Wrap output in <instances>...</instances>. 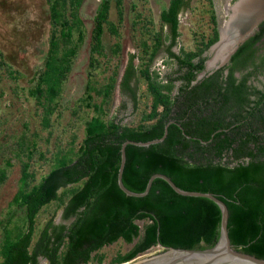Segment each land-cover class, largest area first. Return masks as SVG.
<instances>
[{"label":"trees","instance_id":"obj_1","mask_svg":"<svg viewBox=\"0 0 264 264\" xmlns=\"http://www.w3.org/2000/svg\"><path fill=\"white\" fill-rule=\"evenodd\" d=\"M44 1L50 27L43 63L29 87L17 83L13 89L34 100L38 126L32 130L24 122L11 156L0 165V186L13 159L21 165L18 190L0 215V264H123L162 246H214L222 210L212 199L181 195L163 178H156L143 197L126 194L118 184L122 144L160 138L171 120L164 141L127 146L124 184L142 192L153 174L164 173L185 190L216 194L230 210L233 246L264 258V85L251 82L264 73V52L257 46L264 22L228 64L209 72L206 52L220 39L214 0H170L158 21L150 0H101L90 30L82 14L84 0ZM127 1L136 50L122 75ZM188 10L198 20L193 45L176 52L181 15ZM86 44L84 94L74 104H63ZM163 49L175 67L165 76L153 69ZM14 61L13 52L0 54V98L6 77L24 76ZM134 81L144 86L141 94ZM119 86L134 101L138 119L131 123L110 118ZM62 109L83 122L82 139L75 131L66 142L56 137ZM55 137L53 148H43L42 141ZM36 156L50 166L40 178ZM44 211L50 217L42 223ZM60 211L73 221L56 223ZM119 240L132 247L104 250Z\"/></svg>","mask_w":264,"mask_h":264},{"label":"rangeland","instance_id":"obj_2","mask_svg":"<svg viewBox=\"0 0 264 264\" xmlns=\"http://www.w3.org/2000/svg\"><path fill=\"white\" fill-rule=\"evenodd\" d=\"M101 0H84L82 7V14L85 22L89 28L92 27V20L97 11ZM170 0H150V5L155 13L157 21L163 8L169 4ZM221 31L224 28H229L233 9L242 0H214ZM130 1H127V25L125 29V40L123 49L122 61V75L126 64L130 58L131 53L135 52L136 48L132 39V28L130 23ZM115 9L113 10V18L115 19ZM198 20L191 11H186L181 15V37L179 43L174 47L176 52L180 51L181 46L193 45V30L196 27ZM260 23V22H259ZM257 23V25L259 24ZM49 13L44 0H0V54L7 55L13 52L17 59L15 68L20 69L24 76L20 77L18 81L6 77L1 85L5 91L4 97L0 98V165H2L7 157L11 156V150L15 148V142L18 141L17 136L24 129V122H30V129L34 130L38 126L37 120V106L33 99H26V92L22 91L16 95L14 87L18 83L23 87H29L32 82L34 71L42 65L45 53L48 48L49 37ZM256 27V26H255ZM167 30V28H165ZM255 28L253 27V31ZM252 31V32H253ZM106 42L110 46V40L107 37ZM219 48L216 50H208L206 55L207 70L213 71L222 65V60L216 59L218 57ZM224 52V49H222ZM216 54V55H215ZM226 54V53H225ZM89 45L86 44L82 48L80 55L76 61L75 68L67 83L65 95L63 97V104L75 101L83 96L85 85L87 82V67H88ZM174 63L167 56L163 49L156 57L153 69L165 76L166 73L172 72ZM137 88L138 94L144 91V86H140L133 82ZM62 116L58 118L54 126V133L60 136L63 141L70 139L73 131L77 132L79 140L84 136L83 122L72 117L71 111L66 109ZM110 118H114L123 124L131 123L138 119L134 107V101L128 92L122 90L119 86L116 90L112 111ZM74 125V127H73ZM44 135L48 133L44 131ZM16 135L15 137H12ZM56 137L51 140V143L41 142L43 148L54 147ZM14 165L9 170V177L6 182L0 186V215H3L14 197L19 187V178L21 176V165L16 158L13 159ZM34 168L38 173V178L43 173L48 172L50 166L48 162L40 160L37 156L34 158ZM61 211L56 215V221L61 222ZM50 217V212H43L40 221L43 223ZM141 225L142 221L139 222ZM132 247V244L126 243L123 240L106 247L104 250L114 253L118 250L127 251ZM160 247L154 248L146 254L157 252ZM144 254V255H146ZM45 262V261H43Z\"/></svg>","mask_w":264,"mask_h":264},{"label":"water","instance_id":"obj_3","mask_svg":"<svg viewBox=\"0 0 264 264\" xmlns=\"http://www.w3.org/2000/svg\"><path fill=\"white\" fill-rule=\"evenodd\" d=\"M264 19V15L257 19L254 25L246 30L244 33L240 31V35L238 40L232 45L234 48L229 53V55L225 56L222 60L223 63L229 61L231 55L239 48L241 42L245 40L248 35L251 34L253 27L257 25L260 21ZM225 31V30H224ZM223 33L220 30V39L214 45L210 47L209 50L218 49L223 43ZM222 63V64H223ZM201 74L200 76H202ZM174 121L171 120L165 126L164 135L160 138H156L149 141H135V140H126L121 147V165L118 172V184L120 188L130 196L143 197L146 196L153 185V181L156 178L165 179L172 188L179 194L185 196H195V197H207L215 201L222 210V219L220 226V237L218 242L212 247L205 248H178V247H164L162 245V250L141 255L127 263L123 264H264V258L258 257L256 255L244 252L242 250L236 249L231 241V237L229 234V218H230V210L227 203L222 200L216 194L211 192H203V191H192L185 190L179 187L168 175L164 173H155L153 174L146 186V189L142 192H136L129 189L123 182V173L127 160V151L126 148L129 144H134L137 146H150L152 144H156L164 141V139L168 135L169 125Z\"/></svg>","mask_w":264,"mask_h":264},{"label":"bare ground","instance_id":"obj_4","mask_svg":"<svg viewBox=\"0 0 264 264\" xmlns=\"http://www.w3.org/2000/svg\"><path fill=\"white\" fill-rule=\"evenodd\" d=\"M263 15L264 0L240 1L233 9L231 21L228 26L229 28L225 27V31H222L223 43H221V46L219 47L220 50L216 59L229 55L234 48L232 45H234L239 38V32L242 31L244 33ZM222 49H224V52Z\"/></svg>","mask_w":264,"mask_h":264},{"label":"flooded vegetation","instance_id":"obj_5","mask_svg":"<svg viewBox=\"0 0 264 264\" xmlns=\"http://www.w3.org/2000/svg\"><path fill=\"white\" fill-rule=\"evenodd\" d=\"M264 22V19L262 20V21H260V23L258 24V25H256V27H254L255 28V30L253 31V29H252V31H251V34L250 35H248V37H246L245 38V40H243L242 42H241V44L240 45H242L248 38H250V37H252L253 35H255L257 32H259L260 31V27H261V24ZM257 46L260 48V51L259 52H264V37L257 43ZM237 51V50H236ZM235 51V52H236ZM234 52V53H235ZM233 53V54H234ZM232 54V55H233ZM232 55H231V57H232ZM230 60H231V58L229 59V61H226L225 63H223L221 66H223V65H226V64H228L229 62H230ZM221 66H219V67H221ZM218 68V67H217ZM216 68V69H217ZM215 70V69H214ZM206 71H209V70H207V62H206ZM211 71V70H210ZM209 71V72H210ZM202 74H204V73H202ZM237 76H241V73H237ZM254 85H258V87L259 88H262L263 87V85H264V73H261V74H259L258 75V77L257 78H255V77H253V79H252V81H251ZM61 215H62V212H61ZM62 217V221L61 222H57L56 221V218H55V221H56V223H66V224H70L72 221H73V219H69V220H64L63 219V216H61ZM160 250H162V247L161 248H159V250L158 251H160ZM43 261H45V260H43Z\"/></svg>","mask_w":264,"mask_h":264}]
</instances>
